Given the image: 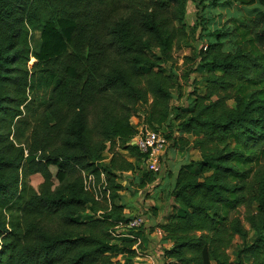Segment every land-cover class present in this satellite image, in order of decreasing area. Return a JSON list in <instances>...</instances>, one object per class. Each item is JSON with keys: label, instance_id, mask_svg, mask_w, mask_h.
<instances>
[{"label": "trees", "instance_id": "obj_1", "mask_svg": "<svg viewBox=\"0 0 264 264\" xmlns=\"http://www.w3.org/2000/svg\"><path fill=\"white\" fill-rule=\"evenodd\" d=\"M236 4L257 10L213 21ZM188 47L181 76L167 73ZM177 78L195 84L187 106ZM140 103L174 148L201 154L158 224L164 264H264V0H0V264L132 263L137 240L110 230L128 220L119 173L140 171V187L159 175L116 150L143 163L129 144Z\"/></svg>", "mask_w": 264, "mask_h": 264}, {"label": "crops", "instance_id": "obj_2", "mask_svg": "<svg viewBox=\"0 0 264 264\" xmlns=\"http://www.w3.org/2000/svg\"><path fill=\"white\" fill-rule=\"evenodd\" d=\"M229 9V6H217L214 9L211 8V16H213L216 21L225 14L232 17L233 15H231V11H229ZM179 151V147L170 148L166 153V159L163 157V159H165L168 163L165 165V162L163 161L165 166V173L163 176L157 175L154 181L147 182L145 186L140 187L139 192L133 196H131V194L127 191L122 192L126 195V200H123L124 204H126V208L124 210L126 217L144 213L149 214L145 228L137 232L139 248H137L138 255L133 259L134 264H148L150 261L154 264H164V249L170 248L173 245L172 241L164 239V234L159 231L161 228L158 226L159 223L167 221L169 216L177 207L171 193L175 183L171 186V188H167L165 179L167 178L168 173L171 174L172 177H175L178 172H176L175 169L178 165L181 166L189 163L190 161H198L201 158L199 149L193 147L192 145L185 146V149L182 150L181 153ZM111 157L112 154L107 160L110 161ZM128 158L133 161L135 160L134 157L128 156ZM168 165H170L172 169H170L169 172H167ZM142 168L145 169L143 163L140 162V169L143 170ZM124 173L132 176L135 182L141 183V175H138L136 172L127 171ZM140 246L144 249L143 252H140Z\"/></svg>", "mask_w": 264, "mask_h": 264}, {"label": "rangeland", "instance_id": "obj_3", "mask_svg": "<svg viewBox=\"0 0 264 264\" xmlns=\"http://www.w3.org/2000/svg\"><path fill=\"white\" fill-rule=\"evenodd\" d=\"M230 9H229V11H231V15H233L232 17H234V16L235 17L236 16L239 17L241 15H249L250 16L251 14H253V12L255 10H257V6H249L248 8H246V7H242V6L236 4L233 7H230ZM198 16L199 15L197 14V7H196L195 3L190 1L188 3V10H187V16H186L187 24L188 25H193ZM226 17H228V18H226ZM232 17L231 16L229 17L228 14H225L223 17L218 19L219 21L218 20L217 21L213 20V21H215V23H219L220 26H221L222 24H224L225 21L231 19ZM37 36H39V34H37ZM192 42H193V44H195L194 40ZM192 54H193V49H191L190 47L184 48V49H181V50H175L174 54H173L172 61L170 60L165 65V71H167V73H173L174 71H176V72L179 73L178 77H180L181 74L183 73V71H185V69L187 68V66H186L187 65L186 64L187 55H192ZM34 62H35V59L32 58L29 63H30V65H32ZM194 75L196 76L197 73H193V76ZM198 75H200V74H198ZM177 80L179 81L178 85H180V86L179 87L177 86V88L173 90V94H174V97H175L173 99V102L175 103V105H178V104L182 105L183 104V105L187 106L188 99H186V95L183 98H179V94H180V92H182V93L187 92V90L192 92L194 87H195V84H193V83H191V84L183 83L184 81L182 82V80H180L178 78H177ZM179 89L180 90L182 89V90L180 91ZM139 109H140L141 112H144L147 109V106L140 103L139 104ZM179 148H180V151H179L180 153L182 152V150L185 149V147H179ZM117 149L119 151H121L122 153L126 154L127 156H129V154H127V152L124 151L121 147L117 146L116 150ZM177 153H178V148H177ZM111 154H112L111 150H106L104 152V154H103V164L109 163V160H107V159H109ZM165 156H166V154H165ZM165 159H166V157H165ZM165 159H163V161L165 162V165H167L168 163H167V161H165ZM134 161H135V163L137 165H140V159H136L135 158ZM179 166L180 165H178L176 167V169H175L176 172L178 171ZM164 168H165V166L163 164L162 172L159 173V175H162V176L164 175V173H165V169ZM167 169H168L167 172H169L170 169H171V166L168 165ZM136 173L138 175H140V171H137ZM118 181L121 184V192L120 193L122 195V199L123 200L124 199L126 200V198H125L126 195H124V193H122L123 191L129 192L131 194V196H133L134 194H137L139 192V189H140L139 183L140 182H135L134 178H132V176H129L126 173H119ZM175 181H176V175H175V177H172L171 174L168 173L167 174V178L165 179L166 187L167 188H169V187L171 188V186L175 183ZM87 216H88V214L84 213L79 218L85 219V218H87ZM246 225H247V227H249L248 224H246ZM253 237H254V233H252V232L250 233V235L247 238H243L241 236H237L234 239V242H233L232 246L229 249V253H230L231 257L233 259H235L237 257V251L239 250V248H241L242 245L245 242H251L253 240ZM143 250L144 249L140 246V252H143ZM131 264H134L133 261H132Z\"/></svg>", "mask_w": 264, "mask_h": 264}, {"label": "built area", "instance_id": "obj_4", "mask_svg": "<svg viewBox=\"0 0 264 264\" xmlns=\"http://www.w3.org/2000/svg\"><path fill=\"white\" fill-rule=\"evenodd\" d=\"M145 115V111L141 112L138 106L137 110L131 117V123L136 126L137 133L130 140L129 144L135 145L142 153H144L143 166L148 171L159 174L162 172L163 168V157L170 148L174 147L172 146V140L166 136V133L163 130H155L149 126L145 120ZM84 175L86 189H93L95 186V176L92 173H84ZM102 177H105L104 173H102ZM104 185L106 186L107 184L104 183ZM96 188H98V186ZM97 199H101V196L97 195ZM148 216V213L130 216L127 221H120L110 230V233L114 238H135L137 242L134 248H138L137 232L142 227H145ZM159 231L164 234L162 229H159ZM148 264L154 263L150 261Z\"/></svg>", "mask_w": 264, "mask_h": 264}]
</instances>
